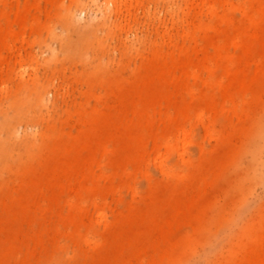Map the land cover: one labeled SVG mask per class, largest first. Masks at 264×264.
<instances>
[{"label":"rangeland","instance_id":"rangeland-1","mask_svg":"<svg viewBox=\"0 0 264 264\" xmlns=\"http://www.w3.org/2000/svg\"><path fill=\"white\" fill-rule=\"evenodd\" d=\"M109 1L0 0V264H262L264 0Z\"/></svg>","mask_w":264,"mask_h":264},{"label":"bare ground","instance_id":"bare-ground-1","mask_svg":"<svg viewBox=\"0 0 264 264\" xmlns=\"http://www.w3.org/2000/svg\"><path fill=\"white\" fill-rule=\"evenodd\" d=\"M132 2L133 1H137V0H131ZM108 5H112V6H114V7H119V8H122L123 6L124 7H127V3H126V1L125 0H110L109 2H108ZM127 10L129 11V9H128V7H127ZM21 77V76H20ZM22 78H24L23 76H22ZM33 80H32V82L35 80L34 78H32ZM36 84V83H35ZM32 85H34V84H32ZM35 86V85H34ZM36 86H37V84H36ZM35 86V87H36ZM34 87V88H35ZM41 88V87H40ZM37 89H38V87H37ZM44 89V88H43ZM40 90V89H39ZM42 90V89H41ZM38 91V90H37ZM3 112V111H2ZM0 115H2V114H0ZM5 115V114H4ZM7 139H8V141H10V140H13V139H16V128L14 127V125H11V124H9L8 125V129H7ZM263 138H262V141L261 142H259L256 146H255V150H254V152H256V154H258V152L259 151H264V136H263V134L261 135ZM3 141V140H2ZM6 142H2V149H3V151H4V153L2 154V155H0V160H1V163H3L4 162V160L6 159L5 157V155L6 154H9V152H8V149H7V146H6ZM72 145V144H71ZM74 146V145H73ZM61 147V150L63 151V152H66V153H68V154H70V155H72V156H74V149L72 148V147H70V148H67V144H60V146H59V148ZM60 151V150H59ZM56 154V153H55ZM54 154V155H55ZM57 158H58V162H60L61 161V159L59 158V156L57 155ZM7 162H8V159H7ZM54 171V170H53ZM262 264H264V262L262 263Z\"/></svg>","mask_w":264,"mask_h":264}]
</instances>
